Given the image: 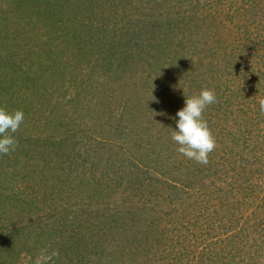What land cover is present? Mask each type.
Masks as SVG:
<instances>
[{
	"label": "trees",
	"instance_id": "trees-1",
	"mask_svg": "<svg viewBox=\"0 0 264 264\" xmlns=\"http://www.w3.org/2000/svg\"><path fill=\"white\" fill-rule=\"evenodd\" d=\"M190 1L176 0L164 11L159 0H33L35 30L38 24L44 30L45 21L51 27L33 35L36 47L28 52L38 55V62L31 60L29 72L18 61L16 45L10 46L18 37L8 35L26 31L27 22L3 27L0 19V104L10 111L34 88L35 97L50 100L57 69L53 55L69 46L82 72L91 68L93 90L101 86L98 91L111 103L121 104L119 98L131 93L128 102L136 99L138 106L151 93L149 79L171 89L166 97H172L162 124L144 128L136 123L140 118L134 120L141 109L127 101L122 111L105 112L96 126L81 113L75 119L60 115L52 125V114L43 124V115L32 112L34 139L18 131L17 149L0 155V264H34L43 250L59 251L49 264H264V115L257 102L264 98V0H209L201 6L205 17L193 2L181 8ZM213 1L228 8L223 19L215 21L212 5L204 9ZM224 22V33L239 36L237 46L227 52L226 40L215 34L218 60L206 53L191 66L196 73L189 86L182 87L190 70L179 55L188 60L190 50L196 56L204 49L197 37L204 27L197 30L198 24L212 30ZM51 33L62 43L55 47ZM238 47L243 50L234 55ZM205 88L218 98L204 112L217 140L206 166L178 151L176 158L168 155L179 147L171 135L178 130L176 114L185 107V96ZM254 88L260 98L252 97L258 95ZM67 104L63 98L57 107ZM116 116L129 124L120 129L110 123ZM58 136L61 141H55ZM150 137L168 156L152 157ZM69 143L79 148L77 154L98 153L92 160L99 159L105 171L87 177L77 172L84 166L79 159L68 166L73 170L63 168ZM112 154L117 161L108 160Z\"/></svg>",
	"mask_w": 264,
	"mask_h": 264
},
{
	"label": "rangeland",
	"instance_id": "rangeland-1",
	"mask_svg": "<svg viewBox=\"0 0 264 264\" xmlns=\"http://www.w3.org/2000/svg\"><path fill=\"white\" fill-rule=\"evenodd\" d=\"M196 1L197 0L190 1V4L183 3L181 8L182 9L189 8L192 5L191 3L193 2V5H195V6L199 5V7H200V10L199 9L195 10V11H197V13H199V16H200L201 13L202 14L205 13L201 6L205 5V3L209 2V0H201L200 3L196 2ZM159 2H160V7L158 9L164 10V11H169L170 7H172L173 5H176V0H159ZM211 3H210V6H207V5L204 6V9H208L212 5L213 7H211V10L213 9L212 13L214 14V17H216L215 21H217L218 19H223L222 18V17H224L223 11L225 9H228V8L224 7L223 2H216V1L214 2L213 1V3L212 4ZM144 4H145V2H144ZM138 5H142V4H138ZM161 12H163V11H161ZM35 13H37V8H35V2H33V0H0V19L3 22V27H6V25H9V26H12L15 28L14 25L20 24L23 26V24L27 22L26 23V28H27L26 31H24V28L21 30H18V31L16 29V32L14 33L15 36L11 35L10 31H9L8 35L10 37L9 39H11V40L13 39V37L14 38L18 37L17 40L14 39V41H12L10 43V46L11 47L13 46V48H14V46L16 45V50H17L18 55H19L18 61H19L20 65L23 66V69L27 70L28 72L30 71V67H31L30 63H32V61H33L34 65H35V62L36 63L38 62V58H37L38 55L35 56V55L30 54L28 52V49H32V48L34 49L36 47L35 45L37 43V39L34 40L35 38L33 37V35H35V32L36 33L38 32L41 35V33L44 32V30H49V28L51 27L48 24V22L44 20L45 24H46V25L44 24V30L41 27V24H38L40 26L36 27V30H35V20L38 19V17L36 18ZM219 16L221 18H219ZM204 17H205V14H204ZM93 21L95 24L98 23L95 20H93ZM214 23L215 22L213 21V24ZM217 25L213 26V28L210 26L212 28V30H211V29L205 27L204 24H202V25L198 24L197 30L204 27L202 29L201 34H199L197 36L198 39L200 37L199 46L204 47V49L201 50L203 52L200 53V51L197 50L198 54L195 53L196 56H193V54H192L193 52L190 50L188 52V60L186 59L185 55H182V54L179 55L178 54L180 56L182 62H183V65H184V68L186 69V72L188 70H190L189 72L186 73V79H184L185 77L184 78L182 77L183 78L182 82H181L182 87L184 86L187 88V86H189V84H190L189 83V77H192V78L195 77L196 68H192L191 66L193 64L195 65V63L198 60H200L201 58H207L205 56L206 53L209 55L208 57H211L215 53V49L213 47L214 45L217 44L215 34L218 35V37L221 40H226L225 44H222V45L226 47L227 52L231 53V51H233V49H235V47L237 46L236 41L238 40L239 36L235 35V34H230L227 32L224 33L227 30V28L223 27L225 25V22L222 24L219 23ZM40 27H41V29H40ZM60 27H61V24H60ZM192 28H194V24L188 26L187 31H189ZM4 30H5V32H7V29H3V31ZM184 30H186V27L184 28ZM62 31L64 32V30H62ZM69 31L70 30H68L67 32H69ZM57 32L58 31H56L55 33H57ZM59 32L62 33L61 31H59ZM55 33H51L50 37L53 41H55L54 46L56 47V42L62 43V41L58 40L61 38L60 37L57 38ZM207 34L213 35L212 38H210ZM31 37H33L32 40H30ZM68 38L71 39L72 36H68ZM213 39L215 40V42ZM65 44H67V43L65 42ZM239 47L235 50L234 55L237 54L238 51L243 50ZM66 50L67 51L62 53L61 55L60 54L53 55V59L55 61L54 64L56 65L57 69H55V74L52 75V79L50 80L51 85L55 89V90L51 91L52 94H50L51 95L50 100L48 98H46L47 100H43L39 97H35V95H34V92L36 91L35 88L32 90V92L26 93V95L23 94V98H22L23 100H22V102H20L19 108H17L16 110H22L25 114L24 122L19 129V131L23 130L24 135H30L31 137H33V135L35 136V131H36L35 130V124L33 125V123H32L33 121L35 123V114L32 113L34 111H37L36 116H38V117L43 115L42 122H41L43 124H44L45 119H46L45 115H48V114H52V125H55L58 121L57 120L58 117L59 118L61 117L60 115H63L64 117L70 116V119L71 118L75 119V118H77V114L81 113V115L83 114L89 118L93 117L94 118V122H93L94 124L93 125L96 126V125H99L98 122L105 120L104 118H102L105 116L104 115L105 112L107 115H109L111 113V111H114V110H116V113H118V111L119 112L122 111L123 110L122 107L124 106L125 102L126 101L128 102V96L129 97L132 96V94L130 93L127 96H124L123 98L120 97L119 101L121 104H118L119 102L117 103L116 101L114 103H111L112 101L110 100V97L108 95H105L102 92L98 91L99 89H102L101 86L98 85L97 90L96 89L93 90L92 84H95V82L97 80H94V82L91 83L92 78L87 77V75L91 71V68L86 69V71L82 72L84 70V68L81 69L80 67H78L76 64V60H73L74 56H73L72 47L71 46L66 47ZM53 51H56V49H53ZM56 53H58V52L56 51ZM191 56H193V57L191 58ZM217 57H218V55L214 54V58L217 59ZM219 61H222V59H220ZM222 63H223V61H222ZM97 69H98V65H94L93 70L95 72H97L98 71ZM92 74L96 78L99 76L98 74H96V75L94 73H92ZM30 75H32V77H34L33 73H30ZM106 79H108V77L107 78L105 77V82L107 81ZM108 80H110V79H108ZM151 80L152 79L148 80L149 82H152V85L149 86L151 93H148L147 95L145 94L141 104H137L138 106H135L136 104H134V103H136L135 102L136 99L134 100V102H132V101L128 102V103H130L131 106H135V108L141 109L140 111H137L136 115L134 116V120H136V118L137 119L140 118L138 120V122H136V123L139 124V126L141 125V127H143V128L147 127V125H150L153 123H154V126H158L157 125L158 123L162 124L161 119L165 116L163 114V111L167 107L166 104H169L170 102H172L171 96L169 97V99H167V97H166L167 95H170L171 89H160V87L156 86L153 83V81H151ZM98 81H102V78ZM254 89L255 90L252 93H256V91H258V93H256L258 95H252V97L253 98H260L259 94H262V92L260 91V93H259V90H257L259 88H257V89L254 88ZM126 91L130 92V88L126 89ZM63 98L65 99L66 103H69V104H67L63 109H61L57 106H58V102L61 103ZM19 99H20V96H19ZM176 100H177V98L174 99L173 101H176ZM70 101H72V102H70ZM176 104H173L172 108L177 106ZM172 108H170V109L173 110ZM45 109H46V111H44V112L41 111V110H45ZM105 109H106V111H105ZM175 109H176V107H175ZM84 110H86V111H84ZM38 111H39V114H38ZM127 114L130 115L129 111H127ZM28 115H29V119H28ZM27 119H28V121H27ZM208 121L213 122L212 119H210ZM109 122L114 123L116 126L119 124V128L121 129V128L125 127L128 120L125 123L122 120L118 122V118L116 116L115 121L111 120ZM128 124H129V122H128ZM89 125H92V123H89ZM96 131H99V130H96ZM151 132L154 135V137H156V135H158V133L155 135V133H154L155 130L151 131ZM53 135H54V133H53ZM56 135H58V134L55 133L54 136H56ZM150 138H152V137H150ZM33 139H34V137H33ZM140 140L142 141V139H140ZM151 140H153V142H149V144L153 143V145H151V150L156 149L155 153L152 154V157L158 158V157L166 156L167 154H164L163 152H161V150H159V147L157 146L158 142L155 141L153 138ZM55 141H61L59 136L57 137V139H55ZM127 141H128V139H127ZM155 142H157V143H155ZM78 143H79L78 145H80L81 147L86 146L84 141H79ZM81 147H80V149H83ZM71 150L74 153H72ZM78 150H79V148H73V145L71 143H69V145L67 146L66 156L62 155V156H64L63 157V160H64L63 168H69L68 166L73 161L72 159H79L78 162L80 164L82 163V165H84V166H83V168L78 169L77 172L85 173V175L87 177H89L90 173H92V171H93L95 173V175H98L96 177V178H98L99 175H101L105 171L104 165H100L102 163L99 162V159L96 163H94L92 160L91 156L94 157L98 153H95L93 151L91 153L89 152L88 155H86L85 152H81L80 154H77ZM151 150L148 151V153H152ZM96 152H97V150H96ZM176 153H177V150L174 149V150H172V153L171 154L169 153L168 155H169V157H175L176 158V156H177ZM53 154L55 155V152H53ZM58 156H60V155H58ZM108 156H109L108 160H110V159H113L114 161L118 160L116 158V155H114V154L108 155ZM74 163H75V161H74ZM105 165H107V164H105ZM109 165H112V164H108L107 166H109ZM69 169H67V170H69ZM78 175H81V174H78ZM115 197L117 199V196H115Z\"/></svg>",
	"mask_w": 264,
	"mask_h": 264
},
{
	"label": "clouds",
	"instance_id": "clouds-1",
	"mask_svg": "<svg viewBox=\"0 0 264 264\" xmlns=\"http://www.w3.org/2000/svg\"><path fill=\"white\" fill-rule=\"evenodd\" d=\"M185 107L177 112L179 117L171 138L179 145L177 151L182 156L197 164L206 166L209 163V155L217 148V140L208 121L204 118V112L208 106L218 103L214 89L205 88L198 95L185 96ZM259 111L264 115V98L258 101ZM25 114L22 110L10 111L6 104H0V155H8L18 147L15 138L23 124ZM59 257V251L49 253L43 250L35 259L34 264H49L53 258Z\"/></svg>",
	"mask_w": 264,
	"mask_h": 264
}]
</instances>
